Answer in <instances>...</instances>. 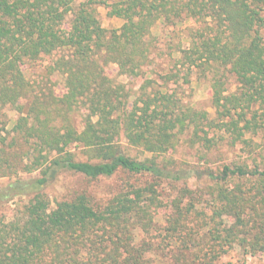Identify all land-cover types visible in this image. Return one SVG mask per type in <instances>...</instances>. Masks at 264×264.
<instances>
[{"label": "trees", "instance_id": "1", "mask_svg": "<svg viewBox=\"0 0 264 264\" xmlns=\"http://www.w3.org/2000/svg\"><path fill=\"white\" fill-rule=\"evenodd\" d=\"M73 2L0 0V176L15 179L0 202L28 197L0 221V264H246L264 254V0ZM97 3L122 26L105 28ZM185 21L195 25L163 85L145 79L133 93L112 79L111 66L120 76L147 75L153 31ZM57 52L50 68L64 77L62 96L36 89L23 69ZM199 73L213 112L169 86H189ZM182 139L198 163L171 156ZM238 145L247 157L227 163ZM64 173L81 177V190L51 199L44 191ZM116 177V191L98 196ZM232 253L237 261L225 262Z\"/></svg>", "mask_w": 264, "mask_h": 264}, {"label": "rangeland", "instance_id": "2", "mask_svg": "<svg viewBox=\"0 0 264 264\" xmlns=\"http://www.w3.org/2000/svg\"><path fill=\"white\" fill-rule=\"evenodd\" d=\"M88 0H74L73 6L76 9L82 3L87 2ZM96 1H103V0H96ZM109 3L111 1L116 0H107ZM94 9L96 10L97 16L102 22L103 26L109 30L120 28L123 24L121 19L110 17L108 15L109 9L106 8L103 4L97 3L93 5ZM72 15L67 18V22L65 23L66 27H69L68 20L71 19ZM194 21H185L183 23H179L177 26L172 27H165L163 24H159V26L153 31V41H154V48H153V64L150 66L147 75L144 77H126L120 76L118 72L117 66H111L108 70L109 75L118 83H125L127 88L130 89L133 93L140 89V86L143 84L145 79H153L157 82L159 86L163 85L164 79L162 76L169 72L176 71L177 69L174 68V61L179 58V54L174 52V50L178 47V43L182 46H186L187 40L185 38L186 29L188 27L194 26ZM62 52L55 53L54 57L46 58L43 61H40L37 66L34 68H29L25 66L24 72L27 78L30 80L32 85L36 89H40L39 87L51 86L57 96H62L66 89H65V81L63 75L59 72L52 73L50 65H53L52 61L56 60ZM171 88L177 89L182 95L184 99L189 104H192L196 107L206 108L209 111L213 112L211 109V103L209 100L210 95V84L208 82V78H205L201 73L192 76V83L188 85L183 84L182 82H178L175 84L174 82L169 84ZM238 82L234 77H229L228 79V91L230 93L236 92L238 90ZM5 111L8 113L11 119H16L18 117L17 111H15L11 107H7ZM82 116L80 112L75 113L74 115V124L79 128L82 127L81 124ZM126 144V143H125ZM127 152L139 158H146L150 157V154H144L141 149L127 146L125 145ZM173 158L182 160L186 165H192L199 162V157L197 156L195 150L190 148L184 139L180 140L178 143L177 149L174 153H172ZM247 157L241 150V145H238L236 148L232 149L230 153L227 154V163L232 162H240L243 161ZM261 159L258 157V164H261ZM221 163H211L210 166L216 168L220 166ZM38 172L29 174V173H21L19 177L22 180H29L34 177ZM15 179L11 180L8 177H1L0 176V191L6 189ZM192 182L191 186L193 188L197 187L198 185H203L207 183H195ZM82 178L81 177H73L69 174H62L57 181L50 184L46 189L45 193L51 198H59L61 199L67 194H70L73 191L81 190ZM121 184V180L119 177L114 179L104 180L101 184L97 187L98 196L105 197L109 193H113ZM30 196V195H29ZM28 197L27 196H16L13 199L3 200L0 202V221L8 222L12 220L13 217L18 215L19 210L22 209V205L26 203ZM203 206L207 207V203H203ZM165 214L162 213L161 215L157 216V227H163L165 225ZM238 259V254L232 253L230 256L225 257V262H236ZM246 264H264V254H259L255 257H248Z\"/></svg>", "mask_w": 264, "mask_h": 264}]
</instances>
